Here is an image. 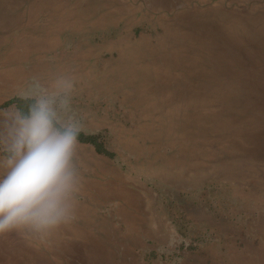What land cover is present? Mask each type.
Returning <instances> with one entry per match:
<instances>
[{"label": "rangeland", "instance_id": "374dc122", "mask_svg": "<svg viewBox=\"0 0 264 264\" xmlns=\"http://www.w3.org/2000/svg\"><path fill=\"white\" fill-rule=\"evenodd\" d=\"M13 98L79 128L81 186L0 264H264V0H0Z\"/></svg>", "mask_w": 264, "mask_h": 264}, {"label": "clouds", "instance_id": "9594fccd", "mask_svg": "<svg viewBox=\"0 0 264 264\" xmlns=\"http://www.w3.org/2000/svg\"><path fill=\"white\" fill-rule=\"evenodd\" d=\"M57 86L70 90L72 82ZM54 100L39 98L25 115L6 117L0 129V236L19 232L46 238L77 216L73 200L81 181L73 158L79 128L57 127Z\"/></svg>", "mask_w": 264, "mask_h": 264}, {"label": "trees", "instance_id": "16d2710c", "mask_svg": "<svg viewBox=\"0 0 264 264\" xmlns=\"http://www.w3.org/2000/svg\"><path fill=\"white\" fill-rule=\"evenodd\" d=\"M9 102H15L19 112L25 115L29 112L30 107L34 104L33 100L29 98H13Z\"/></svg>", "mask_w": 264, "mask_h": 264}]
</instances>
